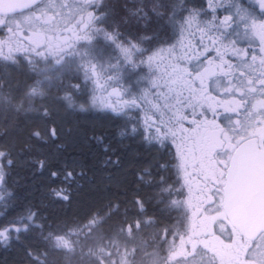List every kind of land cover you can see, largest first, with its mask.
<instances>
[{"label": "snow or ice", "instance_id": "6c2138e0", "mask_svg": "<svg viewBox=\"0 0 264 264\" xmlns=\"http://www.w3.org/2000/svg\"><path fill=\"white\" fill-rule=\"evenodd\" d=\"M225 3L227 14L219 16L217 8ZM256 4L264 12V0ZM24 8L23 20L0 13V56L31 65L29 79L35 80V86L29 95L44 99L42 88L56 87L59 104L67 101L71 106L78 93L90 86L95 89L101 79L116 85L112 94L117 103L109 106L120 118L116 136L138 138L149 153L133 169L139 173L140 186L135 191L155 189L146 197L133 198L131 204L140 216L150 206L161 212L180 209L190 213L192 224L186 233L165 231V239L169 234L173 237L168 264L177 260L205 264L198 255L204 249L193 242L195 221L207 215L213 233L223 225L220 232L232 240L225 215L230 185L250 152L264 156V20L257 23L246 0H27ZM197 20L201 38L194 46L185 45L178 37ZM233 25L250 30L259 40L257 47L240 46V33L229 32ZM205 37L216 57L203 44ZM14 40L28 46L13 47ZM228 50L236 60L220 55ZM15 53L23 55L16 57ZM41 64L45 67L40 68ZM48 72L55 73V83ZM7 87V80L0 76V89ZM149 96L156 102L149 101ZM146 103L150 105L147 110ZM28 111L45 125L44 132L40 128L29 132L32 141L55 143L61 133L55 119L58 113L46 106ZM129 115L134 118L122 119ZM90 140L100 145L105 168L120 166L121 157L102 134ZM34 150L31 145L22 148L28 155ZM10 155L0 151V184L8 183L10 172L5 169L15 166ZM189 156L198 158L196 164L186 163ZM60 160L63 155L33 166L52 169L53 180L60 179L59 186L48 190L52 201L70 202L69 190L85 173L69 167L74 161L61 164ZM174 193L187 199L173 200ZM120 203H108L109 215L121 211ZM47 220L35 204L29 205L19 218L0 224V245L8 247L19 243L22 236L33 238L34 233L46 239L43 229L52 227L44 223ZM56 243L59 246L63 241ZM22 247L34 259L31 250ZM206 264H215V257Z\"/></svg>", "mask_w": 264, "mask_h": 264}, {"label": "trees", "instance_id": "16d2710c", "mask_svg": "<svg viewBox=\"0 0 264 264\" xmlns=\"http://www.w3.org/2000/svg\"><path fill=\"white\" fill-rule=\"evenodd\" d=\"M29 73L20 65L0 68V76L9 84V87L0 89L4 96L9 97L8 102L0 104V151L11 153L8 158L15 161L14 168L5 169L6 173L10 172L8 183L1 184L4 198L0 199V224L13 217L19 218L29 205L35 204L42 215L48 216L44 223L52 227L43 229L46 239L34 233L33 238L22 236L19 243L8 247L0 245V264H99L93 257V243L104 239L111 243L120 242L127 246L126 249L129 244L136 248L140 244L145 221L154 223L164 215V212L150 206L140 216L134 209L135 205L131 204L133 198L153 193L149 188L140 193L135 191L140 186L136 180L139 173H134L133 169L141 166L143 161L140 158L149 155L146 147L138 138H117L120 119L107 112L84 111L69 107L66 102L57 103L59 93L56 87H45V98L35 97L31 108L46 106L58 113L55 119L61 129L60 138L55 143L35 144L29 132L35 128L44 132V122L34 120L29 109L14 104L20 99V93H26L28 97L30 89L35 86V80L29 79ZM14 78L16 81L12 80ZM82 94L80 96L83 97ZM101 134L121 157L120 166L104 167L100 145L90 140L93 135ZM24 145H31L35 150L30 155L25 154L22 152ZM61 155L64 156L61 164L66 160L74 161L69 167L77 173H85L83 179H78L69 190L70 202L52 201L48 190L54 185L59 186L60 179L53 180L49 174L52 169L41 170L38 165L33 166L45 158ZM110 201L121 202V211L109 215L107 205ZM126 208L129 211L125 215ZM92 223L97 229V237L87 231ZM146 225L150 227L149 223ZM66 235L72 237L74 245L71 250L56 243L57 238ZM22 245L31 250L34 259L25 255Z\"/></svg>", "mask_w": 264, "mask_h": 264}, {"label": "flooded vegetation", "instance_id": "af4514ba", "mask_svg": "<svg viewBox=\"0 0 264 264\" xmlns=\"http://www.w3.org/2000/svg\"><path fill=\"white\" fill-rule=\"evenodd\" d=\"M199 3H203V0H197ZM247 5L251 10L255 12V19L257 23L264 20V12H262L257 4L256 0H246ZM228 8L227 3L223 7L217 8V14L223 16ZM27 12V10L19 11L16 13H10L9 16L15 15L18 18L19 14ZM24 18V17H23ZM20 20H23L22 18ZM199 21H194L190 28H188L182 37L178 39L182 40L185 45H196L200 38L201 33L197 31L196 25ZM238 31L240 36L237 40L240 46H246L248 44L252 45L255 49L259 44V40L255 37L251 31L245 32L242 25H233V28L229 32ZM195 33V35H192ZM3 33H0V37ZM203 44L209 49V52L213 57L217 56V53L212 50V45L209 43L207 37L203 39ZM27 47L25 44H17L13 41V47ZM7 48L4 49V52ZM203 54V53H202ZM5 55V54H4ZM16 57H20L23 53H15ZM20 55V56H19ZM220 55H224L225 58H231L236 60V57L232 55L231 50L227 53L223 51ZM23 66L26 70L32 71V66L23 63V61L15 60L8 61L4 60L0 56V68L8 66ZM162 68V66H161ZM40 78V77H37ZM222 82H224L222 80ZM143 85H141L142 87ZM215 87V85H213ZM149 101L155 103L151 96H149ZM150 107L149 104H145V109ZM109 113L113 117H117L116 114L111 110ZM134 118L133 116H124L122 119L127 120ZM120 119V118H119ZM196 159L191 156L188 157L186 163L196 164ZM241 163H255V167L264 168V156H256L255 153H249ZM199 168V165H196ZM247 167V166H245ZM240 170L237 174L240 178L236 180V186L229 188V195L225 205V215L226 224L228 226V231L234 234L232 240L227 239L224 233L220 232V227L216 228V233L212 231V223L207 215H203L195 221V233L193 242H199L204 249L199 256H203L206 262L215 257V264H264V230L258 233L245 235L242 230L237 226V222L241 225L242 222L248 225H253L259 221L258 218L248 219L249 214L243 217L242 213L234 214L233 208H239L242 210H264V171L261 172H250L249 170L242 171V165L239 166ZM251 173H256L260 176V179H249ZM246 175L248 178L242 179L241 176ZM173 184L172 181L169 182ZM174 187H179V185H174ZM150 191H155V189H150ZM186 191V189H185ZM233 194V195H232ZM173 200H186L187 197L181 196L179 193H174L171 197ZM234 204V205H233ZM186 209V206H185ZM257 215V214H256ZM255 215V216H256ZM264 219V216L262 220ZM261 220V219H260ZM150 227L146 223L142 226L143 232L140 235V250L138 253L139 264H168V257L172 251L173 237L171 234L165 239V231L171 230L172 233H186L192 224V217L190 213H186L183 210L177 209L175 211H164L162 218L154 220V223H149ZM178 244L179 241L177 240ZM247 254V258H246ZM175 264H191V262H186L183 260H177ZM196 264H199L197 260Z\"/></svg>", "mask_w": 264, "mask_h": 264}, {"label": "rangeland", "instance_id": "374dc122", "mask_svg": "<svg viewBox=\"0 0 264 264\" xmlns=\"http://www.w3.org/2000/svg\"><path fill=\"white\" fill-rule=\"evenodd\" d=\"M27 15V12L18 15L19 19H23V17ZM16 17L15 15H12ZM7 55V51L4 52ZM20 56V55H19ZM40 68L45 67V65L41 64ZM30 72V71H29ZM46 75L52 76L53 83H55V73L48 72ZM16 81V79H12ZM116 85L105 81L104 79L100 80L99 86L93 89L91 86L83 93V97L80 96V93L77 94V97L73 99L71 107L77 108L79 110L84 111H100V112H110L112 109L109 107L114 103H117V98L112 94V88ZM45 88V87H44ZM42 88V91L44 90ZM30 92V91H29ZM20 99L14 104L25 107V109H30L32 106L33 99L39 96H30L26 95V93L19 94ZM9 97H6L2 94L0 90V104L8 102ZM67 103V101H65ZM9 104V103H7ZM11 104V102H10ZM68 106V105H67ZM70 107V106H69ZM3 194V188L0 184V196ZM88 232L93 233L94 237H97L95 228V224H91V227L87 229ZM72 234V233H71ZM63 241L60 247H63L67 250H71L73 248V240L69 235L62 236L57 238ZM111 248V249H110ZM122 245L120 242H107V239H104L102 242H94L93 243V257L96 263L99 264H139L138 251L140 250V244L131 246Z\"/></svg>", "mask_w": 264, "mask_h": 264}, {"label": "water", "instance_id": "95a60500", "mask_svg": "<svg viewBox=\"0 0 264 264\" xmlns=\"http://www.w3.org/2000/svg\"><path fill=\"white\" fill-rule=\"evenodd\" d=\"M26 3H27V0H0V13L10 14V13H16L19 11H23V10H25L24 6ZM240 165H242V171H245V170H249L250 172L264 171V168L262 169V168L255 167V165H256L255 163H240ZM239 166H238L237 172L240 170ZM245 166H247V167H245ZM237 172L233 178V181H232L230 187H235L236 186V180L238 178H240V175L237 174ZM260 176H262V175H259L256 173H251L250 177L246 176V175H242L241 178L244 179V178L249 177V179H258L259 180ZM232 210H233L234 214H236V215L241 212L243 217L246 216L247 214L251 215L248 217V219H255V218L259 219V221L253 225H248V224H245L243 222L240 225L237 222V226L242 230V232L245 235L255 234L261 230H264V219L262 220V218L264 216V210L250 211V210H242L239 208H233Z\"/></svg>", "mask_w": 264, "mask_h": 264}]
</instances>
